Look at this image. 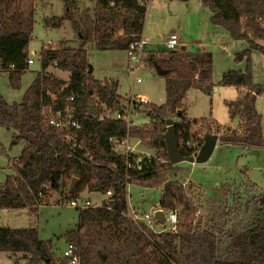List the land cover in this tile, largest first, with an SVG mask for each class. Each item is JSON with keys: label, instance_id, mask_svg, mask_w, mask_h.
<instances>
[{"label": "trees", "instance_id": "16d2710c", "mask_svg": "<svg viewBox=\"0 0 264 264\" xmlns=\"http://www.w3.org/2000/svg\"><path fill=\"white\" fill-rule=\"evenodd\" d=\"M33 1L0 0V71L7 73L13 89L20 87L21 74L28 68L35 22ZM62 1L67 8L64 16L46 17L44 25L55 28L69 20L79 34L80 46L41 47L40 71L22 101L10 104L0 93V128L16 131L14 140L25 142L12 165L13 173L0 184V209L28 208L37 213L51 193L67 200L77 198L81 186L102 194L111 191L100 205L79 209L77 226L62 234L66 243L76 247L79 264H264V193L257 209L243 218L246 192L256 186L253 182L245 185L246 192L221 187L228 200L217 205L213 199V205L207 206L199 186L191 182L187 187L178 179L183 168L168 160L164 139L166 120L175 117L176 137L185 156L197 153L207 133L217 134L218 141L225 144L264 147L262 116L255 108L256 99L264 95V84L254 83L251 71V51L264 54V45L259 43L264 41V0H202L213 25L249 45L234 57L236 62L246 60V69H228L219 81L222 86L243 90L235 100L226 102L229 116L240 117V128L224 131L213 119L186 116L184 100L189 89L211 94L213 56L184 47L149 53L145 59L151 67L157 64L169 70L164 75V102L143 105L149 123L127 127L118 119H99L103 104L116 110L122 99H128L118 92L116 80L93 77L85 47L91 44L98 50L126 52L130 42L143 32L149 0ZM80 1L92 6L80 9ZM51 66L67 71L68 78L47 72ZM52 94L58 100L74 96L82 117L79 129L47 124L43 107L50 105ZM93 95L99 100L96 106ZM110 137L138 140L153 155L132 153L127 158L114 151ZM74 176L81 180L70 192ZM131 182L162 187L158 207L176 211L175 229L154 230L128 215L127 185ZM0 252L21 254L24 264H68L63 250L56 253L51 241L41 239L38 230L31 227L0 225Z\"/></svg>", "mask_w": 264, "mask_h": 264}, {"label": "rangeland", "instance_id": "374dc122", "mask_svg": "<svg viewBox=\"0 0 264 264\" xmlns=\"http://www.w3.org/2000/svg\"><path fill=\"white\" fill-rule=\"evenodd\" d=\"M19 0H15L18 2ZM165 1V2H163ZM173 1V0H172ZM35 15L32 36L29 42V57L33 59V63L21 74L20 87L13 89L9 85L8 75L5 71H0V93L10 104L21 102L23 95L40 71V62L38 53L41 47L51 49L77 48L81 44L79 34L73 28L69 20H65L60 27H47L44 25L46 17L64 16L67 8L62 0H34ZM150 4V12L146 21L147 35L150 40L149 45L154 46L156 53L165 50V35L159 33L160 20L162 16L165 18L168 11L177 13L185 23H188L186 9L188 3L175 0H153ZM191 6L201 7V2L191 0ZM79 8L91 7L88 1H80ZM169 6V7H168ZM195 8V7H194ZM193 9V8H192ZM4 13V9H2ZM209 12V11H208ZM210 13V12H209ZM230 42L221 41L219 46L206 45V51L211 52L213 56L212 84L211 94H207L199 89L191 88L186 95L185 104L186 112L192 118L204 117L215 121L217 125L224 131L225 128H240L241 119L238 115L231 118L229 116L227 101L235 100L241 95L242 91L233 86H222L219 84L223 72L228 69H246V60L236 62L234 57L236 52L248 48L245 40H234L229 33L220 27ZM162 30V29H161ZM173 30L180 33L177 27ZM191 31V29H188ZM264 45V41H259ZM188 51L193 52L194 45H186ZM89 64L92 67V75L99 80L114 79L118 82V92L127 99L133 95H143L147 97L150 103L160 105L165 100V78L159 75L154 68L142 65L138 69H131L128 66L127 54L123 50H98L91 44L86 45ZM197 50V49H196ZM35 51V53H32ZM251 71L253 82L259 85L264 84V54L257 51H251ZM47 72L54 74L61 79H67L69 73L59 70L55 67H49ZM140 81H137V78ZM220 86L218 90H215ZM93 106L99 103L97 97L93 95ZM125 100H121L120 104H124ZM141 110L146 109L144 106ZM256 110L261 114L262 132L264 135V95L259 96L255 103ZM105 115L114 114L115 110H111L103 106ZM141 115L143 116L141 118ZM173 120H177L172 117ZM136 121L149 123V117L142 113L136 116ZM16 131L0 128V184L4 182L7 175L13 173L14 168L11 166L16 162V158L21 153L25 144L24 140L15 141L13 135ZM153 154V151H151ZM176 165L183 168L178 179L184 182L185 186L194 183L200 187L203 201L207 206H211L213 199L217 205L224 200H228L223 194L221 187H229L230 191H234L238 187L242 192H246L245 186L248 182L256 184L254 188L246 192V200L242 218L257 209V201L262 202L261 193H264V147H243L236 144H225L218 141L210 158L204 163H192L182 161ZM84 186L80 187L79 192ZM248 189V188H247ZM197 192V191H196ZM162 193V187H146L137 183H129L127 185L128 197V213L134 210L138 215L144 213L153 215L154 209L158 208ZM257 196V198H255ZM88 194H77L80 201L85 200ZM105 197V199H104ZM49 204L40 206L37 213H31L26 208L12 209L9 212L0 210V225L9 227H31L36 228L39 237L43 240H50L53 250L58 253L65 247V240L62 234L74 228L78 224L79 208L65 205L66 197L59 198L57 194L51 193L48 197ZM94 201L103 202L107 200L106 194L101 192L92 194ZM61 201L59 203L58 201ZM245 200V201H246ZM244 201V202H245ZM58 202V203H57ZM216 205V206H217ZM247 213V214H246ZM249 217V215H248ZM241 223L240 225H242ZM150 226L154 230H162L169 226L168 223L161 224L151 218ZM154 227V228H153ZM238 228V227H237ZM0 264H14L13 257H9L8 253L0 252Z\"/></svg>", "mask_w": 264, "mask_h": 264}, {"label": "built area", "instance_id": "2783aa9c", "mask_svg": "<svg viewBox=\"0 0 264 264\" xmlns=\"http://www.w3.org/2000/svg\"><path fill=\"white\" fill-rule=\"evenodd\" d=\"M148 44V40L140 36L138 40H133L130 42L128 49L126 51L127 61L129 68L138 69L146 62V57L149 52L146 49V45ZM165 50H175L179 48L180 41L179 37L175 32L170 31L165 36V40L163 41ZM33 63V59L29 57L27 59V64L31 65ZM140 81L141 79L138 77L136 79ZM52 101L50 105H45L43 107L44 116L47 124L59 128V129H79L81 127V113L76 109L75 106V98L74 96H66L62 100H58L53 94L51 95ZM150 103L147 97L143 95H133L125 101L124 104H120V107L115 110L114 114L105 115V112L102 111L98 114L99 119H109L114 118L121 120L126 123L127 127H130L135 124L142 123V121H136V116L140 113L143 115H148V111L146 109L141 110V106L144 104ZM102 106H105L104 104ZM143 116L141 115V118ZM148 122V121H147ZM113 145V149L116 152L125 154L127 158L134 153L133 147L128 143V138L119 139L116 137H110L109 139ZM187 146L191 148V143H187ZM136 154V153H135ZM148 157L153 154H144ZM131 167L130 164H128ZM111 194V191L106 192V196L108 197ZM65 205L76 207L79 209H83L87 206L92 205L89 200L80 201L79 198H71L67 199ZM161 208H156L153 211V215L144 213L142 215H138L134 210H130L128 215L135 221L142 220L146 223L150 224L151 218H153L156 222L157 219L154 216L155 211ZM165 212V221L164 223H168L169 226L165 229H175L177 223V215L175 210L164 211ZM163 223V224H164ZM63 256L66 258L68 264H79L80 256L76 250V247L71 243H66L63 249Z\"/></svg>", "mask_w": 264, "mask_h": 264}, {"label": "crops", "instance_id": "0c3cea01", "mask_svg": "<svg viewBox=\"0 0 264 264\" xmlns=\"http://www.w3.org/2000/svg\"><path fill=\"white\" fill-rule=\"evenodd\" d=\"M149 1H150L149 3L153 2V0H149ZM173 1H175V0H173ZM173 1H170V2L173 3ZM197 1L199 2V0H197ZM163 2H165V1H163ZM190 2H191V0L187 1L188 7L186 9V14H187V16H189V18H188L189 24L185 23L184 18L181 20L177 13H173L171 11H168L165 18L162 16V19L160 20L159 33L164 34L166 36V34H168L170 31L175 32L173 30V27H177L180 31V33L175 32L179 37V41H180L179 47H184L186 50H188L186 45L193 44L194 49H195L193 51H206L205 49L207 46H203L204 44L212 45V46L213 45L219 46L221 44V41L227 40V42H230L228 39H226L227 37L225 36V33H223V31H221V29H220L221 26L213 25L211 23V21H210L211 13H209L210 12L209 9L202 4V0H200V2L202 4L201 7H200V5L193 6V4L191 6ZM149 12H150V4H149V6L147 5L145 21H144V26H143V32H142L141 36L148 40V44L145 46L147 51L149 53H156L158 49H156L152 45L151 46L149 45L150 40H149L148 35H147L146 21L148 19L147 17L149 15ZM169 26H171L170 29L168 28ZM189 28L191 29V31L188 30ZM32 53H35V51H32ZM144 65L150 66L147 62H145ZM152 68H154V67H152ZM110 79H112V78H110ZM112 80H114V79H112ZM219 88H220V86L215 88V90H218ZM185 99H186V97H185ZM257 100H258V98H257ZM184 103H185V100H184ZM185 107H186V104H185ZM186 116L188 118H192L191 116H189V114L187 112H186ZM196 118H199V117H196ZM127 141L130 144V146L133 147L134 153L140 154V155L152 154L151 151L143 149L138 140L128 138ZM217 143H218V141H217ZM217 143H216V145H217ZM0 145H1V143H0ZM79 193L88 194V197L85 200H89L92 205H100L102 203L101 200L94 201L91 198L92 194L98 193V191H88L87 188L84 187ZM104 199H105V197H104ZM48 200H49V198L41 206L49 204ZM58 202L61 203L62 200L61 201L59 200ZM26 209L29 210L28 208H26ZM0 210L3 212H9V210H12V209H0ZM29 212H31V211L29 210ZM15 228H19V227H15ZM8 256L13 257L14 264H24V262H25V259L21 258V254L12 255V254L8 253Z\"/></svg>", "mask_w": 264, "mask_h": 264}, {"label": "water", "instance_id": "95a60500", "mask_svg": "<svg viewBox=\"0 0 264 264\" xmlns=\"http://www.w3.org/2000/svg\"><path fill=\"white\" fill-rule=\"evenodd\" d=\"M168 28L170 29L171 26H169ZM154 69L159 75L162 76L169 73V70L163 69L157 64L154 65ZM89 72H92L91 65H89ZM178 112L181 113L182 111L179 110ZM166 123H167V129L166 132L164 133V139L166 144L167 157L172 164H177L182 161H188L192 163H204L210 158L218 141L217 134H210V133L205 134L203 143L200 146L197 153L195 155L185 156L182 154L181 148L179 147V143L176 137L174 120L172 118H168L166 120ZM80 180L81 179L77 176L71 178L69 184L70 192L74 191L75 187L80 183ZM154 216L159 223L161 224L164 223L165 212L163 209H158L157 211H155Z\"/></svg>", "mask_w": 264, "mask_h": 264}]
</instances>
